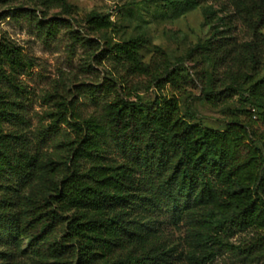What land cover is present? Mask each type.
<instances>
[{
    "label": "trees",
    "instance_id": "trees-1",
    "mask_svg": "<svg viewBox=\"0 0 264 264\" xmlns=\"http://www.w3.org/2000/svg\"><path fill=\"white\" fill-rule=\"evenodd\" d=\"M26 1L33 7L28 14L49 36L64 20L49 11L73 9L68 0ZM211 1L228 4L232 12L226 31L213 32L187 53L188 60L199 56L210 65L193 66L202 95L212 106L238 96L264 121V75L257 77L264 0ZM234 16L252 41L232 34ZM84 23L101 39L114 27L100 13ZM105 42L113 60L159 87L179 78L167 52L143 35ZM149 46L153 52L145 61L142 50ZM228 61L229 75L221 78L216 70ZM30 65L15 41L0 37V231L26 240L40 264H175L167 228L179 223L188 225L187 264H210L227 251L243 250L230 240L235 229L264 231V132L237 117L223 129L210 128L192 111L184 114L175 96L145 102L117 93L101 116L82 120L71 121L69 107L60 103L49 127L56 131L67 123L75 136L64 142L62 159H44L26 134L6 130L10 122L26 121L4 84L20 89L15 74Z\"/></svg>",
    "mask_w": 264,
    "mask_h": 264
},
{
    "label": "rangeland",
    "instance_id": "rangeland-1",
    "mask_svg": "<svg viewBox=\"0 0 264 264\" xmlns=\"http://www.w3.org/2000/svg\"><path fill=\"white\" fill-rule=\"evenodd\" d=\"M68 1L73 5L71 14L60 13L59 9L49 11L50 17L58 15L64 19L56 34L49 36L28 14V9L33 7L26 0H0V37L15 41L31 63L15 74L20 89L4 84L11 99L19 103L20 113L26 121L24 124L10 122L6 124V130L26 134L32 151L38 152L41 158L62 159L67 154L64 142L75 136L67 123H61L56 131L49 127L53 121L51 115L58 111L60 103L69 107L71 121L82 120L101 116L105 105L117 93L133 101L145 102L156 97L175 96L184 114L192 111L197 122L210 128L223 129L227 122L237 117L257 132H264V121L258 109L238 96L225 104H208L193 68L197 62L202 64L203 58L198 56L193 61L186 58L192 47L213 32L226 31L232 12L228 4L211 0L200 5L191 0ZM226 7L228 10L224 11ZM35 12L41 15L39 11ZM91 13L111 17L114 27L106 38L101 39L100 34L86 29L84 20ZM230 21L234 26L232 34L238 40H253L238 16L230 17ZM138 35L145 36L167 52L169 68L180 72L178 79L159 87L151 77L131 73L108 55L105 40L114 44ZM260 35L257 43L263 57L257 70L259 78L264 75V28ZM152 52L150 46L142 50L145 61L150 59ZM231 63L218 66L216 71L221 78L229 75ZM203 64L210 69L208 63ZM200 69L201 65L197 66V70ZM112 156L120 159L121 154L113 152ZM60 169H64V165ZM24 192L22 188L21 193ZM187 231L186 223L167 228V241L177 255L175 264H187L183 258L188 245ZM230 240L243 250L227 251L210 264H264V231L235 229ZM0 252V264H40L27 248L26 240H14L4 231H0ZM67 259L71 261L72 258Z\"/></svg>",
    "mask_w": 264,
    "mask_h": 264
}]
</instances>
